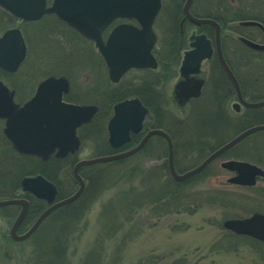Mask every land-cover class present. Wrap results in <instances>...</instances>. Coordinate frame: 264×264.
Returning a JSON list of instances; mask_svg holds the SVG:
<instances>
[{"label":"rangeland","instance_id":"374dc122","mask_svg":"<svg viewBox=\"0 0 264 264\" xmlns=\"http://www.w3.org/2000/svg\"><path fill=\"white\" fill-rule=\"evenodd\" d=\"M162 1L165 5L169 2V0ZM237 1L236 6L250 3L247 0ZM220 3L225 12L229 6L224 0H195L194 9L198 13L213 10L210 13L214 14V6ZM164 13L165 10L160 12L154 26V31L158 36L156 51L163 42L161 30L165 23ZM225 15L228 19L233 17L228 12ZM244 15L264 18V5L256 2L253 10L247 9ZM14 26L20 27L22 31L26 43V58L16 72L8 75L0 71L1 80L9 85L18 86L19 84V96L22 97L26 93V86L21 85V82H28L29 79L30 83L37 84L49 75L64 76L69 81L68 96L72 102L96 103L100 108H108L109 118L113 102V85L108 78L104 61L91 41L82 38L53 15H46L36 22H19L0 9V34L3 30ZM185 28L188 32L193 30L192 26L187 24ZM254 36L255 41L261 43L264 41L263 35L255 33ZM224 47L233 61L234 52L238 51V47L229 38L224 39ZM203 70L205 71L206 68L203 67ZM135 75V72H128L121 79L122 83L129 82ZM175 81L176 77L173 76L166 82L163 88L165 97L162 104L170 115L184 122L180 128L181 133L185 132L184 136L176 133L174 135L181 146L178 145L175 153L176 168L178 173H182L193 168L203 159L183 142L198 140L210 146L226 142L241 130L237 128L226 134L227 127L222 130L223 125L215 123L216 126H214L212 119L217 117L218 112L222 117L226 114L240 117L244 107H240L238 111L232 108L235 102L234 94L215 107L210 97L204 99L209 92L208 87H204V95L202 94L201 98L190 101L184 107H179L171 94ZM28 88L31 93L32 86ZM152 91L155 106L161 107L159 96L154 89ZM150 113L155 117L154 119L157 118V112L155 114L150 110ZM255 124L257 123L250 126ZM1 127L2 121L0 120V139ZM168 127L174 132L170 124ZM80 131L82 132L81 145L74 153V157L83 159L98 155L96 153L103 150L104 144L96 140L97 135L92 131L89 132L85 127L80 128ZM261 133L250 134L213 160L204 171L202 170L203 172L189 177L187 181L184 180L186 182H178L182 184L172 186L171 189H164L162 186L163 180L167 177L172 178L169 172L160 168L161 165L167 164L164 159L166 147L162 142L158 143L153 139L149 141L145 149L133 156L121 159L122 161L86 166L83 172L88 178L96 172L100 175H96L98 180L96 195L92 201L88 202L78 220H75L69 227L63 226L60 221L54 223L53 218L49 217L47 226L45 225L37 233L35 241L31 240L19 245L2 240L0 245L8 248L9 256L4 255V248H0V264H23L24 261L30 264H44L45 261L49 263L53 258L52 244L56 238L66 243L65 255L72 264H76L97 245L98 236L100 237L104 232L108 235L112 233L111 230L102 228L106 224L108 227L112 224V222L105 223L102 214L105 209L108 210L109 201H112V198L120 191L128 188L144 191L147 203L140 209V229L132 231L130 224L125 230L121 229V232L129 233L131 238L122 246L121 257L117 264H264L263 244L236 236L223 227L224 220L242 218L250 211L246 209L244 211L239 206L226 202V199L225 203H222L221 196L224 194L228 199L237 201L245 192H242L240 188L225 184V180L232 175V172L220 166L224 160L235 159L248 161L264 170V136ZM107 138L106 129V140ZM2 152L6 155L3 156ZM11 155L12 152L7 145L0 142L1 179L6 178V174L9 173L3 174L7 169L5 167L8 166L11 171L24 161L22 157L15 156L14 159V155ZM7 156L12 158L10 164L4 165L2 157ZM72 168L73 165L67 173L64 170L57 171L58 177H56L62 198L71 195L77 189V183L72 178ZM159 173L162 174L159 175ZM161 190L166 193L162 194ZM166 197L171 199V203ZM158 199H166L165 205L159 204ZM62 226L69 228L68 233L62 232ZM104 244L106 253L100 264H112V241L109 242V239H106ZM34 245H37L35 253L32 252ZM43 253L46 254L45 257Z\"/></svg>","mask_w":264,"mask_h":264},{"label":"water","instance_id":"95a60500","mask_svg":"<svg viewBox=\"0 0 264 264\" xmlns=\"http://www.w3.org/2000/svg\"><path fill=\"white\" fill-rule=\"evenodd\" d=\"M193 0H185L183 13L195 25H210L214 31V45L217 58L224 74L229 79L236 100L232 108L238 111L241 106L250 109L264 107V99L248 101L244 99L239 83L225 61L220 47V25L211 18L194 17L189 12ZM0 6L6 11L24 20L31 21L45 14H53L58 20L77 31L84 38L91 40L101 55L110 81L117 82L122 74L130 68H155L156 62L151 50L156 42L153 30L154 20L160 10V0H0ZM116 19L133 20L135 24L120 23L113 27L103 39V32ZM240 26L257 28L264 36V25L256 20H241L235 23ZM233 37L244 46L264 51V41L255 42L244 36ZM190 39L191 50L186 51L180 71L183 76L199 71L200 62L212 53L211 41L204 34H197ZM25 44L17 29L8 30L0 38V68L13 72L23 59ZM201 80L180 81L176 88L178 97L187 101L200 92ZM69 91V82L63 76L50 75L39 82L35 94L23 105L14 103L13 92L0 80V117L5 119L4 134L12 142L15 150L24 155H31L46 161L51 155L63 158L74 154L80 145L76 130L89 123L97 111L92 104H75L62 100V95ZM148 109L138 98L125 99L113 106V114L107 121L108 144L118 148L129 139V131L137 133ZM262 131L264 124L250 126L217 149L209 153L193 168L178 173L174 167L173 144L170 136L162 129L147 132L139 144L120 152L79 159L72 168V175L77 182V189L69 196L56 200V186L41 175L25 176L21 180L22 190L28 191L37 198L46 201L48 206L40 213L29 230L18 239L31 234L55 209L73 202L82 193L85 182L79 174L83 166L111 162L136 153L150 135L162 136L167 144V166L171 177L177 182L184 181L202 171L211 161L248 135ZM220 166L235 172L229 179L235 184L254 183L256 176L264 175V170L255 164L241 160H225ZM19 203L22 209L12 229L26 212L27 202L23 199H0V205ZM223 227L236 233L254 237L264 242V216L254 214L245 219H227ZM24 264H28L27 262Z\"/></svg>","mask_w":264,"mask_h":264},{"label":"trees","instance_id":"16d2710c","mask_svg":"<svg viewBox=\"0 0 264 264\" xmlns=\"http://www.w3.org/2000/svg\"><path fill=\"white\" fill-rule=\"evenodd\" d=\"M170 1L173 2L172 8L174 9L172 12L173 13L172 19L169 23V26L167 27L168 35L166 36V40L163 41L162 43L166 46L175 47V46H178L184 43L183 41L184 37L179 32L180 28H179V17H178V15L181 12V3L183 0H170ZM248 1L250 3L239 4L237 5L238 7L233 6V5H228L229 7L228 9H226L225 12H228L229 14L233 16L230 19L226 18L227 16L224 13H221V12L219 13L215 9H214L215 11L214 14L210 13L211 11H213V10H210L206 12V14L203 16H206L208 18H213L214 20L219 22L222 28H226L233 21L244 20V19L257 20L264 25V18L256 16V15H249V16L244 15L247 9L253 10L252 2H255V1H252V0H248ZM160 12L162 13L163 9ZM157 18L155 20V23L157 22ZM233 29L238 34L248 39H251V40H256L252 32H255L256 34L260 35V33L256 32L254 28L235 27ZM197 30L206 31L207 33L211 34V28L208 25L198 26ZM225 38H229V37L225 36L224 39ZM229 39L233 42L234 45L238 47V51L234 52L233 61L227 55L226 52H225V58L232 72L234 73L235 77L237 78L239 82L243 97L250 101H256V100L263 99L264 98V60H263L264 52H257V51L251 50L241 45L237 41H234L231 38ZM169 51L174 52V49L169 48ZM208 81L211 87V98H212L211 100L213 101L215 107H218L220 103L225 101V99L218 98V94L220 92L219 90H217L218 88H222L221 92L226 97L232 96L233 89L231 87V84L226 78V76L224 75L219 65L216 63V61L212 65V71H211ZM145 90H147V92ZM134 91L140 97L142 102L149 108V110H151L152 113H155V114L156 112L158 113L156 116L157 118L153 119L152 123H154L156 126L165 127L163 120H162L164 112L163 110H161V107H158V105L155 106V103L153 101L154 93L152 91L151 86L148 85L147 87H143V89L142 87H139V90L135 89ZM144 91L146 93H144ZM69 98L70 96L67 95L65 99L67 101H71ZM112 100L113 102L115 101V99H112ZM107 111H108V108L103 109V107L101 108L99 107V110L94 115L92 121L82 126L83 128L85 127V129H88L89 132L92 131V133H95V135H97L96 140L104 144L103 150L96 153L98 155L109 154V153L114 152L111 148H109L106 142V129L105 128H106V122L108 119ZM216 116L217 117L212 119V124L214 126H216L215 123L223 125L222 130L225 127H227L228 129V131L226 132L227 134L229 132L235 131L237 128L239 129V131L240 130L242 131L243 129H245L246 127L250 126L253 123L264 124V107L256 108V109L244 108V111L240 117L236 115H231V114H226L225 116L222 117L220 116L219 112ZM179 125H183V122H180ZM203 126L206 127V125H203ZM232 127L233 129L231 130ZM82 130L83 129H81V131ZM81 131L79 128L78 134L80 138L82 137ZM258 133H261V132H258ZM261 135L264 136V133L262 132ZM223 143L224 142H220L217 145L210 146L204 143L203 141L197 140V141L191 142V141L186 140L185 144H187L186 146H188L189 148L193 149V151H196L197 155L202 156V158H204L206 155H208L210 152L218 148ZM177 148H178V145L176 143L175 151L177 150ZM74 155L75 154L67 155L65 158H62V159H56L54 157H50V159L47 160L46 162H42L39 159L34 158V157L18 155L19 157L24 158V161L11 174V177L16 178V177H22L23 175H28V174H41L42 176L52 181L57 186L58 198H62L60 191H59L60 188H59V183L57 180V177H58L57 171L64 170L67 173L70 166L74 165V163L77 161ZM119 161H122V160H119ZM85 167L80 168V175L86 181L84 190L81 193V195L72 203L53 211L50 214V216H48L47 220L50 217L51 219L53 218L52 221L54 223H57L58 221H60L63 224V226L71 227V224H73L75 220H78L79 216L83 214L82 212L84 211V209H86L88 202L94 199V196L96 195L95 193H96V188H97V183H98L97 176H99L100 173L96 172L95 175L90 176L88 178L83 172V169ZM160 168L169 172L167 168V164L161 165ZM175 168H176V163H175ZM161 174L162 173H159V175ZM162 184H163L162 186L164 189H171L172 186L174 187L177 185H181L182 183H178L174 181L172 178L167 177V179L163 180ZM161 192L162 194L166 193V191L164 190L163 191L161 190ZM146 199H147V196L145 195V192L144 191L140 192L136 188H128L127 190L120 191L117 195H115L112 198V201H109L108 210L105 209L102 214L103 215L102 218L105 221V223L112 222L110 227L106 226L107 225L106 224L102 228L105 230L109 229L111 230L112 233L108 235L103 231L104 233L101 234L100 237L98 236L97 237L98 239H96L97 245L93 247L92 249H90L87 252V254L84 255V258L81 259L76 264H100L102 263V259L106 253L105 252L106 246L104 244L106 239H109V242L112 241V244H113L112 245V261H113L112 264H117L121 257L122 246L128 243V241H130V238H131L129 233H123L121 231L125 230L128 224H130V228L132 229V231L134 230L138 231L140 229V221H141V219H139L140 209L141 207H143V205L147 203ZM166 199H162V200L158 199L159 204L165 205ZM167 201L171 203V199H167ZM33 202L34 201H32V203ZM169 203H166V204H169ZM40 208L41 206L36 202V203H33L30 210L32 211V209H35V213L37 214ZM63 226H62V232L68 233L69 228L63 227ZM44 227H45V223L42 225L39 231H41ZM65 244H66L65 242L60 241L58 238H56L54 240V243L52 244L53 258L51 259L49 263L45 261L44 264H72L65 255V252H66ZM43 256L45 257L46 254L43 253Z\"/></svg>","mask_w":264,"mask_h":264},{"label":"flooded vegetation","instance_id":"af4514ba","mask_svg":"<svg viewBox=\"0 0 264 264\" xmlns=\"http://www.w3.org/2000/svg\"><path fill=\"white\" fill-rule=\"evenodd\" d=\"M184 1L185 0H183L182 3H181V12L178 15V17H179V28H180L179 32L184 37V40H183L184 43L181 44V45L175 46V47L166 46V45H164L162 43L157 51L155 50V47H154L152 49V55H153V57L155 59V62H156L155 68H151V67L130 68V69H128L127 71H125L122 74V76L119 78V80L117 82H112V85H113L112 86V99H115V101L112 102V104H111L109 118L112 117L114 104L117 103V102L123 101L125 99L138 98L140 100V102L148 109V112H147V114L145 115V117H144V119L142 121L141 129L137 133H133V132L129 131V139H128V141L124 142L118 148L114 149V148L110 147V145L108 144V140H106L108 146L114 151L112 153L120 152V151L127 150V149H131V148L137 146L139 144V142L141 141V139L144 137V135L147 132H149L150 130H152V129H162L163 131H165L170 136V138L172 140L173 156H174L173 160H174V164H175V153H176L175 146H176V143H177V145H179V144H178L176 138L174 137V135L176 133L177 135L184 136L185 132L181 133V131H180V128L182 127V125H179L180 119L177 118L174 115L173 116L170 115L165 110V108H164V106L162 104L163 101H164L163 98L165 97V94L163 92V88H164L166 82L169 79H171L173 76L176 77V81L174 82V84L172 86L171 94H172L173 100L176 102V104L179 107H184L190 101H192L194 99L201 98V96L203 94V91H204V87H208L209 88L208 89L209 92H208L207 96L204 99H206L208 97L211 98V87L209 85V81L208 80H209V77H210V74H211V71H212V65L216 61V63L220 67V64H219V61H218V58H217V54H216V50H215V45H214V31H213V28L211 26H210L211 34L207 33L206 31L197 30V27L198 26H202V25H195V24H193L192 22H190L186 18V16L183 13V10H182ZM252 1H254V0H252ZM255 1H257V3H261L262 5H264V0H255ZM224 2L227 5H233V6H236L235 4L238 3L237 0H224ZM252 4H253L252 8H254L256 6V2H252ZM166 5L161 0V10L162 9L165 10L164 14L166 16L165 17V23H164V27L165 28L163 27V30L160 29L161 33L163 32V37H162L163 41L166 40V36L168 35L167 27L169 26V23H170V21L172 19V14H173L172 12H173V9H174V8H172V5H173L172 1L169 0V2ZM194 5H195V0H193L191 2L190 6H189L188 10H189L190 14L193 15L194 17H200V18L206 17V16H203V15L206 14V12H204V13L196 12L195 9H194ZM0 9H1V11L3 13H5L7 15H10L14 19L19 20V22H34V21H27V20H24V19H22V18H20L18 16H15L12 13L6 11L1 6H0ZM202 9H204V8H202ZM214 9L217 12H219V13L221 12V13L227 14V12H224V10H223V8L221 6V3L219 5H215ZM211 19H213V18H211ZM236 21H239V20H236ZM236 21L231 22L226 28H222L221 25L218 22V24L220 25V47H221V52H222V55H223L225 61H226V58H225L226 50H225L224 42H223L224 41L223 40L224 37L228 36L229 38H231L233 40H236L233 37L234 34H238L233 29L235 27L254 28V27H251V26L236 25L235 24ZM120 23H131V24H134V22L130 21V20L116 19L104 31L103 38H105L107 36V33L109 32V30L111 28L115 27L116 25H118ZM186 24L189 25V26H192L193 30L191 29L188 32V30L185 28ZM10 29H17L20 32V35L22 36L23 42L25 44V54H24L23 59L20 61L18 67L13 72H9V71H7L5 69L0 68V71L6 73L8 75L16 72L20 68V66L23 64V62H24V60L26 58V43H25V40H24V37H23V34H22V31H21L20 27L14 26V27H10V28H7V29L3 30V32L0 34V38H2L5 35V33L8 30H10ZM254 29L256 30V32L260 33V35L262 36L261 32L257 28H254ZM252 33L255 34V32H252ZM197 34H204L211 41V47H212L213 50H212V53H211L210 57L204 58L200 62L199 71L197 73H189V74H187V76H183L181 74L180 67H181L182 61L184 59L185 52L191 50V48H192L189 45L190 42L192 41V39H190V38L192 36H194V35H197ZM238 35H240V34H238ZM156 39H158L157 34H156ZM169 48L170 49H174V52H170ZM203 67L206 68L205 71L203 70ZM221 70H222V68H221ZM128 72H135L136 75L129 82L122 83L121 79ZM24 80H26V79H24ZM184 80L188 81L190 83L192 81L201 80V87H200L199 94L196 97L189 98L185 102L183 101V99L181 97L177 96L179 90L176 88V85L180 81H184ZM1 81L8 88L9 91L13 92L12 99H13L14 103H17L20 106L23 105L26 101H28L35 94L37 85L40 82L39 81L37 84L33 83V84H35V86H33V84L29 82V79H28V82L27 81L26 82L23 81V83L21 82V85H23V86L25 85L26 86L25 87L26 93H25L24 96L21 95L22 97H20L19 96L20 95L19 94V84H18V86H14V85H9L7 82H5L3 80H1ZM148 85H150L151 88L154 89V91H156L155 93H157V95L159 96V100L161 102L160 103L161 104V110H163V112H164L162 120H163V123H164L165 127L156 126L154 123H152V120L154 119L153 115H151L149 108L142 102L140 97L134 91L135 89L139 90V87H142V89H143V87H147ZM31 86H32V88H31V93H30L28 87H31ZM221 89L222 88H218L217 89V90L220 91L219 94L217 92L218 98L219 99H226L227 97L222 94ZM27 91H29V92H27ZM145 91L147 92V90H145ZM145 91H144V93H146ZM68 94H69V91L66 94L62 95V100L63 101L69 102V101H67L65 99ZM233 94H234V98L236 100L234 90H233ZM92 105L97 106V111L99 110V106L96 103H92ZM97 111L95 112V114L97 113ZM191 112L193 113L194 110L191 111ZM94 115H93V117H94ZM93 117H92V119H93ZM92 119H91V121H92ZM0 120L2 121V127H1V139L2 140L0 139V142H2V143L7 145V147L12 152L11 156L14 155L13 156L14 159H15V156L23 155V156L34 157V158L39 159L42 162H46V161H44L41 158L36 157V156H30V155H24V154L18 153L15 150L12 142L4 134L3 128H4L5 119L0 117ZM169 124L171 125L172 129L174 130V132L171 131L170 128L168 127ZM183 124H184V122H183ZM81 127H82V125L80 126V128ZM152 139L155 140L158 143L162 142L165 145L166 149H167V144H166L165 139L162 136L153 134V135H150L147 138V140L145 141L143 146L136 153H138L139 151L145 149L147 144L149 143V141L152 140ZM183 140H184V138H183ZM80 141H81V138H80ZM184 142L186 143V140ZM184 142H183V144L185 145ZM184 145H182V146H184ZM2 153H3V156L6 155V154H4V152H2ZM136 153H134V154H132L130 156H133ZM130 156H128V157H130ZM11 158L12 157H8V156L7 157H2V163L4 165L10 164V159ZM63 158H65V157H63ZM49 159H50V157H49ZM56 159H62V158H56ZM164 159H166V156L164 157ZM5 168H7L9 171L7 169H5L3 174H6L8 172L9 173L6 174L7 177L4 178V179H1L2 177H0V199H23V200H25L27 202V204H26V212H25L24 216L22 217V219L15 226L14 235H12V229H13L14 223L16 221V218L18 217V215H19V213H20V211L22 209V205L19 204V203L8 204V205H0V243L3 240V241H9V242H11L13 244H19L20 245V244L26 243V242L31 241V240L35 241L38 231L40 230V228L42 227V225L44 223H45V225L47 224L46 220H47L48 216H50V214L53 211L44 218V220L41 222V224L31 234H29L28 236H26L24 238L18 239L17 237H20V236L24 235L29 230L31 225L35 222V220L40 215V213L48 206V204L46 203L45 200L37 198L36 196H34L33 194H31L28 191L22 190L21 180L25 176H35V175H41V174H28V175H23L22 177L14 178V177H11V174L17 168L16 169L13 168V170H11L12 172L10 171L8 166L5 167ZM234 175H235V172L232 171V175L229 176L225 180V184L240 188V189H242V192H245V193L242 196V198H239V200H237V201L228 199L227 196L224 194V196H221L222 203L223 202L225 203V199H226V202H229L232 205H237L242 210L246 209V211H250V213L248 215L243 216L240 219L249 218V217L253 216L254 214H260V215L264 216V179H263L264 175L256 176L254 183L251 184V185H248V184L241 185V184H235V183L230 182L229 179L231 177H233ZM42 177L45 178L44 176H42ZM45 179L48 180L47 178H45ZM48 181H50V180H48ZM50 182H52V181H50ZM56 189H57V196H58V188H57V186H56ZM57 196H56V200L61 199V198H58ZM32 201H34L33 203L37 202L41 206V208H40V210H39V212L37 214L35 213V209H32V211L30 210V208L33 205ZM233 234L236 235V236H242V237L248 238L250 240H253L256 243L264 245L263 241H261L259 239H256L254 237L243 235V234H235V233H233ZM0 248H4V246L0 245ZM36 248H37V245H34V248L32 249V252L35 253L36 252ZM3 250H4V255L6 254L7 256H9L8 255L9 251H8V248L6 246H5V248ZM26 262L28 264H30L28 261H24L23 264L26 263Z\"/></svg>","mask_w":264,"mask_h":264}]
</instances>
